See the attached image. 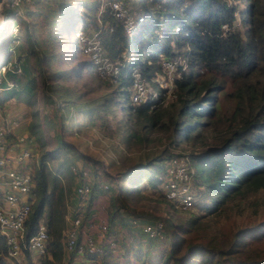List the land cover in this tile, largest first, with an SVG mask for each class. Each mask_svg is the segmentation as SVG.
Here are the masks:
<instances>
[{
  "label": "trees",
  "instance_id": "trees-1",
  "mask_svg": "<svg viewBox=\"0 0 264 264\" xmlns=\"http://www.w3.org/2000/svg\"><path fill=\"white\" fill-rule=\"evenodd\" d=\"M33 1L36 9L32 12L40 16L36 23L21 19L17 8L9 11L1 45L7 47L13 31L17 42H23L17 55L20 72H6L17 85L0 92V110L10 100L28 108L23 120L18 117L26 135L33 137L32 149L40 152L32 189L35 200L24 225L25 243L36 231L43 206L51 199L53 202L50 238L38 261L66 264L62 230L66 196L71 188L58 174L51 173L45 159L60 158L59 166L70 171L75 165L71 156H85L69 140L74 132L67 117L75 109L93 113L95 103L96 113H123L124 122L130 120L132 126L121 133L122 142L127 146L133 143L143 151L133 163L114 173L99 174L94 166H83L93 174L88 207L102 194L100 181L105 178L110 183L107 189H111L108 226L120 222L126 229L119 241L124 252L114 254L106 246L99 257L100 264H264L260 248L249 249L251 242L264 240V219L236 228L230 235H208L201 216L190 210L180 209L185 215L175 223L169 216L156 218L146 211H136L124 197L129 186L126 183H130L140 192L155 190L166 200L161 176L170 158L180 155L176 148L187 143L196 148L188 154L193 168L195 208L211 214L260 192L264 203V0H152V19L147 26L138 24L140 31L134 41L120 19L107 10L97 15L99 0L85 1L89 22L82 16L81 29L88 35L92 30L99 31L101 55L106 54L107 59L119 65L118 73L107 78L99 76L91 60L68 66L65 33L74 13L71 10L69 14V0ZM123 1L129 9L137 3ZM24 10L25 16L32 14L26 6ZM88 25L93 27L91 31ZM76 46L73 45L77 49ZM174 55L186 56L188 65L174 79L173 97L168 100L161 92L157 100L132 102V69L145 76L161 74L162 57ZM84 75L96 76L108 91L89 97L97 89L83 91L77 87ZM60 79L73 80L74 84L61 85ZM37 80L43 87V99L52 106L51 112L44 109L43 118L34 107ZM155 130L165 134L160 149L149 145ZM157 220L164 223L161 236L145 235L141 224ZM26 254L30 260L27 249ZM6 259V245L0 236V264H13Z\"/></svg>",
  "mask_w": 264,
  "mask_h": 264
},
{
  "label": "built area",
  "instance_id": "built-area-1",
  "mask_svg": "<svg viewBox=\"0 0 264 264\" xmlns=\"http://www.w3.org/2000/svg\"><path fill=\"white\" fill-rule=\"evenodd\" d=\"M150 1L152 0H148ZM22 2L23 0H5L4 3L6 8L11 9L18 8ZM106 10L122 21L123 29L129 35L135 31L139 23L145 21L141 13L134 14L123 0H99L97 15L100 16ZM175 30H179V27L175 26ZM91 32V35H88L82 29L75 31L82 53L89 56L100 77L114 76L119 71V65L101 55L100 32L97 30ZM187 65L186 56L174 55L162 57L161 74L145 76L138 69H132L130 100L134 103L154 101L159 98L161 92L170 100L173 97L174 79L181 70L187 68ZM8 70L19 73L20 66L15 60L0 64V92L17 85L6 75ZM144 78L155 81L159 88H149ZM20 126L21 121L16 116L0 119V234L4 235L6 256L10 262L41 264L38 259L45 253L50 238V227L40 216L35 233L27 243L24 242V225L35 200L32 189L34 172L38 167L35 168L37 151L25 144L28 141L24 135L14 132ZM71 170L77 178L76 184L73 185L76 203L70 209L66 201L65 227L62 230L65 262L66 264H100L99 257L103 249L109 245L113 252L115 246L113 236L109 234L107 211L104 214L100 209L105 206L104 202L107 199L104 194H100L88 207L92 175L88 168L82 166L73 165ZM192 174L193 169L188 155H176L168 161L161 176L160 186L164 198L173 202L175 208L191 210L195 207L197 199L194 194ZM102 186L104 189L107 188V184ZM163 225L162 220H157L153 223L141 224V230L149 237H160ZM26 249L30 252L32 261L27 259ZM67 254H72V259Z\"/></svg>",
  "mask_w": 264,
  "mask_h": 264
},
{
  "label": "rangeland",
  "instance_id": "rangeland-1",
  "mask_svg": "<svg viewBox=\"0 0 264 264\" xmlns=\"http://www.w3.org/2000/svg\"><path fill=\"white\" fill-rule=\"evenodd\" d=\"M48 2L51 0H47ZM85 1L91 0H69L70 6L72 9H69L71 14V10L74 13L69 17V29L65 33V48H66V56L68 57V66L76 67L78 64L85 59L89 60V56L82 53V49L80 48L76 36L75 31L81 29L82 25V16L86 17L87 8H85ZM137 3L135 6H132L130 9L133 10L134 14L141 13L145 17V21L143 22V26H147V24L152 19V9L148 0H136ZM231 1V0H228ZM29 8V11H33L36 9L33 0H23L21 5L17 8L20 10L18 13L21 16V19L24 21H28L29 23H36L37 20L40 19L39 15L32 14L25 16L24 7ZM135 8V9H134ZM9 8H6L5 3L2 4L0 10V64L5 63L8 60H15L17 63L20 62L18 59V50H20L19 45L23 42V40L16 39V32L13 31L11 42L7 44V47H3L1 42L3 41V34L5 30L7 31L8 27V17H9ZM86 23L89 21L87 17L85 19ZM171 24V21H167ZM87 29L90 31L93 29L91 25H88ZM139 27L135 29L130 34V38L132 41L139 34ZM77 44V49L73 47V45ZM106 53V52H105ZM104 56H107L106 54ZM87 67H85L86 69ZM95 74V73H94ZM73 80H58L59 84H63L64 86H72ZM145 84L149 88L158 89V85L155 81H150V79L144 78ZM77 87L83 91H87L88 88L93 87L97 90L94 91L89 97H98L102 95L105 91L109 89L99 84L98 78L94 75H84L83 79L79 80L77 83ZM42 84L39 80H37V88L34 99V107L38 110L39 116L43 118V111L48 110L51 112L52 106L47 104L42 96ZM169 100V99H168ZM82 102V101H81ZM19 101L15 102L14 100H10L6 105V108L12 109L13 113L10 116L19 115L21 120L24 119V113H29V110L26 106L20 105ZM93 113L85 112L80 113L78 110L72 111V115L67 117V123L69 126L73 125V132L69 136V140L74 143L81 151H83V157H75L74 154L71 156L75 165L77 166H94L98 173H114L117 169L125 168L129 166L136 160V156L140 155L143 151L139 150V147L135 146L133 143L130 145H126L122 142V138L120 137L121 133L125 130V128L132 126L131 121L128 120L124 122L125 118L123 117V113H118L115 115L104 114L102 112L96 113L97 106L94 103ZM47 108V109H46ZM91 110V107H89ZM16 114V115H15ZM18 118V117H17ZM24 127V126H23ZM26 130L24 131L26 135ZM77 132V134L75 133ZM52 132H49L51 135ZM152 136L154 137L152 142H149V145L157 146V149L161 148L160 143H165V134L162 131H153ZM32 141L33 137H30ZM35 145V144H34ZM50 144L46 146L49 147ZM38 148V147H36ZM78 149V151H79ZM196 150L191 145L187 143H182L178 148H176V152L181 155H188L191 151ZM39 150L37 149V158L35 163V168L39 166ZM86 158V159H85ZM62 162L60 158H56L54 156L47 157L45 159L46 167L51 171V173H56L60 177L61 181L65 186H70L71 191L67 193L66 201L69 205L70 209L74 207L76 203V197L73 194V185L76 184L77 178L75 175L71 174V170L65 169L66 167L59 166V163ZM72 165V163L68 164V166ZM192 168V167H191ZM193 169V168H192ZM91 175L92 170H89ZM100 183L110 184L108 181L103 178ZM128 191L124 193V197L127 201L133 203L135 205L136 211H146L150 213L156 218H166L167 216L172 217L175 223H178L180 217L185 215L184 212L180 211V209L174 207V203L171 201L163 200L160 197V194L157 191H143L135 190L132 184H127ZM110 186V185H109ZM109 193H111L110 188H106L102 190V194L105 195L107 201L104 202L105 206L101 207V212L104 214L108 209V201H109ZM261 193V194H260ZM257 193L255 196H249L248 199L243 201H233L228 203L227 206L223 210H219L215 213L207 214L203 210H199L197 208L191 209V213H194L197 216H201V222L205 227V232L212 233L218 236L222 234L230 235L233 230L236 228H240L246 225L255 224L264 219V203L262 200L263 193ZM127 195V196H125ZM46 211L43 213L42 218L47 220V212L48 209L51 210L52 203L51 200L46 203ZM48 207V208H47ZM67 209V206H66ZM66 212V210H65ZM187 212V211H186ZM108 218V217H107ZM109 225V221H108ZM110 235L113 236L115 241V246L113 253L121 254L124 252V248L120 246V239L126 232L125 227L120 225V222L115 223L112 227L108 226ZM209 235V234H208ZM249 249L252 248H260L262 254L264 255V240L262 241H254L250 243ZM108 247H110L108 245ZM110 249V248H109ZM113 249V247H112Z\"/></svg>",
  "mask_w": 264,
  "mask_h": 264
},
{
  "label": "crops",
  "instance_id": "crops-1",
  "mask_svg": "<svg viewBox=\"0 0 264 264\" xmlns=\"http://www.w3.org/2000/svg\"><path fill=\"white\" fill-rule=\"evenodd\" d=\"M12 113H13V111H12V109H8V108H4L3 110H0V119H3L4 117H7V116H9L10 117V115H12ZM16 115V114H15ZM19 115H17L16 117H18ZM19 118V117H18ZM21 121V120H20ZM23 125V121L21 122V126L20 127H18V128H16L15 130H14V132L15 133H19V134H21V135H24L26 138H27V141H28V143H25L26 145H28V146H30L31 148H32V140H31V138L30 137H28L27 135H25V133H24V127L22 126ZM51 203H52V208H51V210H49L48 209V212H47V223L49 224V227H50V229H51V226H52V217H53V202H52V199H51ZM46 205L47 204H45L44 206H43V208H42V210H41V213H40V216H42L43 215V213L46 211ZM48 208V207H47ZM0 236H2L3 237V239H4V235H2V234H0ZM4 243H5V241H4ZM64 255L66 256V253L64 252ZM67 256L68 257H70V259H72V257H73V255L72 254H67ZM6 261L7 262H10V260L9 259H6ZM64 262H65V258H64ZM66 263V262H65ZM68 264V263H67Z\"/></svg>",
  "mask_w": 264,
  "mask_h": 264
},
{
  "label": "water",
  "instance_id": "water-1",
  "mask_svg": "<svg viewBox=\"0 0 264 264\" xmlns=\"http://www.w3.org/2000/svg\"><path fill=\"white\" fill-rule=\"evenodd\" d=\"M5 2V0H0V10H1V6L2 4Z\"/></svg>",
  "mask_w": 264,
  "mask_h": 264
},
{
  "label": "bare ground",
  "instance_id": "bare-ground-1",
  "mask_svg": "<svg viewBox=\"0 0 264 264\" xmlns=\"http://www.w3.org/2000/svg\"><path fill=\"white\" fill-rule=\"evenodd\" d=\"M0 20H1V18H0Z\"/></svg>",
  "mask_w": 264,
  "mask_h": 264
}]
</instances>
